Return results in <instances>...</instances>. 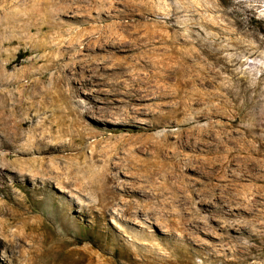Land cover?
<instances>
[{"label": "rangeland", "instance_id": "1", "mask_svg": "<svg viewBox=\"0 0 264 264\" xmlns=\"http://www.w3.org/2000/svg\"><path fill=\"white\" fill-rule=\"evenodd\" d=\"M0 80V264H264V0H0Z\"/></svg>", "mask_w": 264, "mask_h": 264}, {"label": "bare ground", "instance_id": "2", "mask_svg": "<svg viewBox=\"0 0 264 264\" xmlns=\"http://www.w3.org/2000/svg\"><path fill=\"white\" fill-rule=\"evenodd\" d=\"M1 83H3V80H0V84ZM11 130V129H10ZM5 134V133H4ZM3 135V134H2ZM6 135V134H5ZM1 136V135H0ZM15 142V141H14ZM11 143L13 144V142L11 141ZM7 145V144H6ZM5 145V146H6ZM3 147V146H2ZM5 155V154H4ZM1 163H2V160H0V176H2V177H4V176H6V173L4 172V170H8V168L7 167H3L2 165H1ZM10 168V167H9ZM35 171V170H34ZM42 171V170H41ZM16 174H17V172H16ZM19 175V174H18ZM24 176V175H23ZM22 176V177H23ZM28 176V175H27ZM36 176V175H35ZM20 177V176H19ZM54 177V176H53ZM57 177V176H56ZM8 178V177H7ZM51 177L50 176H46L45 174H40V176H37L36 178H34L35 179V181H36V184L37 185H40V187H39V189L40 190H44L45 188H46V186L48 185V183L50 184V182H52V178L50 179ZM24 180L26 181L27 180V177L25 176L24 177ZM54 180H56V179H54ZM58 180V179H57ZM50 186V185H49ZM36 187V186H35ZM42 192V191H41ZM104 199V198H103ZM110 199V198H109ZM111 200V199H110ZM104 201V200H103ZM111 202V201H110ZM21 204V203H20ZM104 205V204H103ZM105 205H106V202H105ZM104 205V206H105ZM110 205V204H109ZM108 205V206H109ZM8 208H9V206H8ZM13 208V207H12ZM103 208V207H102ZM132 208V206H127L126 207V209H125V212H124V214H129V213H131V209ZM105 210V209H104ZM13 211H17L18 212V210L17 209H13ZM17 212H14V213H17ZM103 213V212H102ZM18 215V214H17ZM102 215H104V214H102ZM105 217V216H104ZM22 218V217H21ZM19 220V219H18ZM21 220V219H20ZM13 221H14V218H13ZM19 222V221H18ZM10 224V223H9ZM9 224H4V225H0V234H2V235H5V236H8V235H12L13 237H16V239L15 240H18V238L17 237H19V235H18V228L15 230V231H13V232H11V230L9 229V228H11L10 226H9ZM12 224V223H11ZM13 225V224H12ZM5 233H7V234H5ZM20 234V233H19ZM13 240V239H12ZM14 240V241H15ZM13 241V242H14ZM1 243H4L3 241H1L0 242V244ZM15 243V242H14ZM17 244V243H16Z\"/></svg>", "mask_w": 264, "mask_h": 264}]
</instances>
